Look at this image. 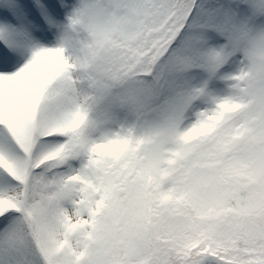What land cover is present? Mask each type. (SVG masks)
Segmentation results:
<instances>
[{
    "label": "snow or ice",
    "instance_id": "1",
    "mask_svg": "<svg viewBox=\"0 0 264 264\" xmlns=\"http://www.w3.org/2000/svg\"><path fill=\"white\" fill-rule=\"evenodd\" d=\"M0 264H264V0H0Z\"/></svg>",
    "mask_w": 264,
    "mask_h": 264
}]
</instances>
